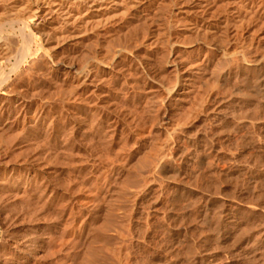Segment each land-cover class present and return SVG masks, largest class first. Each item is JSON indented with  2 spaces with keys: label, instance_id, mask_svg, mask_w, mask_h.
<instances>
[{
  "label": "rangeland",
  "instance_id": "obj_1",
  "mask_svg": "<svg viewBox=\"0 0 264 264\" xmlns=\"http://www.w3.org/2000/svg\"><path fill=\"white\" fill-rule=\"evenodd\" d=\"M164 1L152 19L168 26L171 18L159 19L179 0ZM254 6L232 39L201 42L160 27L165 49L177 43L179 54L169 68L155 59L157 67L140 68L155 75L154 87L115 80L102 88L105 103L51 101L42 130L49 120L52 128L34 139L42 149L8 146L41 101L12 122L16 137L0 133V264H264V7ZM137 21L118 36L129 37Z\"/></svg>",
  "mask_w": 264,
  "mask_h": 264
},
{
  "label": "bare ground",
  "instance_id": "obj_2",
  "mask_svg": "<svg viewBox=\"0 0 264 264\" xmlns=\"http://www.w3.org/2000/svg\"><path fill=\"white\" fill-rule=\"evenodd\" d=\"M163 1L164 0H0V96L3 95L6 98L5 103H1L0 105V133L2 131H3L2 133H4L6 129L8 128V133L2 134V135L0 134V135L4 137L5 136L7 137L15 136V134L18 133L16 130L18 128H16L17 126L16 127L14 126L16 128L15 129L16 132L14 130L13 132L15 134L11 136V134H13L10 129V126L12 127L11 125L12 122L18 118L21 112L22 114L25 112L27 113L26 110L27 109L29 110L33 102H36L37 106L39 105L37 101L42 102V105L39 107V109L38 110L35 109L36 110L35 116L33 115L34 118L33 117H32L33 119L28 118V119H32V121L30 120V122H28V119H27L28 123L25 122L27 124H26V127H25L26 129L24 133L16 134L18 137L13 138L14 140L12 138H9L8 140L12 139L13 142L10 141L12 143L9 144L8 146L9 147L11 146V148H13L12 146H14L15 148H19L21 151L23 150L24 152H25L24 147H28V149H31V150L34 149V148H31L32 147L31 144H33L31 142L35 143V140H34L36 139L35 137H37L38 135H40V133L43 132L42 130L43 120L45 118L47 120L46 116L51 115L50 114L51 113L50 103L53 100L58 99L56 100L57 103H59L60 100L63 103L64 102L66 103V102H69L75 99V103L77 102V100L80 101L79 103H82L81 102L82 100L80 99H83L85 97L90 98V100L91 98L93 99V97H95L96 99H99V98L104 97L105 93L108 92V91L107 92L105 91L104 93L102 88L103 89L105 87L107 88V86H109V84L114 82L115 80L120 81L124 84H127V86L128 84L129 86H131L130 84H133L132 86H134L136 83L138 86V83L141 82L143 86H147L151 88L150 85L154 82L155 75H150V73L149 74L147 73V75L146 74L144 75V73L146 72H144L143 70H142L143 74H141L140 68L150 70V68H153L154 66H156L155 60H157V63H158L157 65L158 67H160V69L165 68V67L167 68L169 65H171L173 56H177L179 54V53H175L178 49L176 50L174 48L176 47L177 43L176 44L174 43L175 44L174 45L172 44L173 41L172 43L168 42V44L169 45L172 44L174 47L170 45V48L167 49V46H166V49H165V46L163 45L164 41L159 39L160 37L158 35L159 32L160 33L161 31L164 32V30L167 29L169 32L178 31L179 33L183 34L184 37H189V38H191L192 34L194 35V37H198V36L207 37L208 36L209 38L207 37V39L205 37V40L207 41L208 39L212 41L215 35H217V33H219L220 37H222V34H229L231 38L232 36L231 34L235 33L236 27L244 23L245 21L247 22L248 19H250L251 15L254 14V10H253L254 5H255L254 8L257 6H260V8L261 6L264 7V0H179V1L177 0L178 2L175 3L174 6L172 5L173 7L170 8L168 6V10L164 11V13L165 12L166 13L163 15V18L159 19L160 23L163 20L164 22L168 23V21H165V20H168V18H171L173 20L168 23V26L165 25V23H163L165 26H167L166 28L164 25L158 24L159 21L157 19H152L155 17L156 12L163 5L162 3ZM217 1L218 3H216ZM221 6L222 8L224 7V11L226 13L225 16L219 17L216 20H212L213 19L212 17L216 13L215 11H218L219 7ZM173 16H176V17H174L173 19L172 18ZM177 17H178V20L176 21L175 18ZM149 20L150 21L157 20V22L155 21L157 24L145 25L146 22ZM135 21L138 22V23L136 22L137 25L140 23V21H142L141 22L142 24L140 23L142 26L138 27V29L137 28L134 29L133 33L131 31V28L128 27L130 28L128 30L131 31V34L128 35L129 37H124V35H122V34H125V32L121 34L122 35L121 37L118 36L120 34L119 32L117 34L116 31H119L120 29H122L123 27H126L127 25H131ZM162 26H164L165 29H162L160 31V27ZM132 27H133V24H132ZM167 30L165 32H167ZM114 32H116L115 35L117 36L115 38H109L110 35H112V33ZM120 33H121V30H120ZM164 35H162L161 37H163ZM168 36L169 35H167V37ZM102 37L105 38L103 42L100 41ZM167 37L166 38L163 37L165 41L167 40ZM211 37H213V39H211ZM198 38H200V40L198 41L202 42L204 40V38H202V40H201V37H198ZM217 38L215 37V39ZM223 39L220 41H225ZM164 43L166 45V42ZM179 44H180V41H179ZM181 44L184 47L185 44H183V42ZM81 47H83V49ZM80 48L82 51L80 50ZM186 48H185V51H186ZM69 49H73L74 50L73 54L75 55V56L74 55L72 56L71 55L72 53H71L70 54L71 56L69 58H73L74 60L76 59L75 57L79 55L77 56L75 63H71V62H74L75 60L73 61L72 59H70V61L71 60L72 61L70 62L68 60L69 62H67L66 61L67 59L66 60L64 59L65 57L68 58V56H65V52ZM155 54H157V57L158 56L159 57L155 58L156 56ZM166 54H168V57H166ZM63 56L65 57L63 58ZM174 59L177 60L178 57L177 58L174 57ZM27 61L28 63H26ZM173 62L176 63L175 60H173ZM23 64H25L24 67H22ZM173 68L174 66L171 69ZM174 70H177V69L174 68ZM166 71L164 70V72ZM164 72L162 71L163 75H164ZM163 75H160L161 83L166 82L165 80H163L164 78ZM176 78L179 81L180 77L176 76ZM172 82H174V85L172 83H165L166 86L167 85L170 86L171 84V86L170 87L168 86L169 88L167 89L169 93H171V91H174V88L178 84V82L176 83L175 81H172ZM159 85H162V84H159ZM163 86L165 87V85ZM68 87L69 88L72 87L71 90H68L67 89ZM112 88H113L112 90H114V87ZM150 88L148 89L150 90ZM66 89L68 92L66 91ZM117 91H120V89ZM150 93L155 94L152 92ZM169 93H167L166 95L168 96ZM201 97H200V100H201ZM165 98H162V99H165ZM205 99L206 98H204V100ZM105 100H104V103H105ZM85 102L87 101H84L83 103ZM198 102L199 104L201 102V106H202V103L204 101H197L196 104H198ZM63 103L61 104L63 105ZM70 104L71 103L69 102L68 106ZM86 104H89V106L87 107L89 108L90 103H85L83 107ZM66 105H65V108L67 107ZM198 106H197V109L200 107ZM68 109L69 107L66 109L67 112H68ZM195 109H193L192 111H194ZM33 113L34 112H32V114ZM91 113L92 112H90V114ZM65 114H64V117H66ZM92 114H93L92 116H94L95 112ZM96 114L98 115V113ZM176 114H178V112H176ZM75 117L77 118L76 115L73 116V118ZM49 122H52V121L49 120ZM49 122H46V123L49 126L52 125V124H49ZM177 125L179 126V124ZM182 125L184 124L182 123ZM49 126L45 125L46 130H47V127ZM54 127L56 128L57 126H54ZM175 127H177L176 124H175ZM50 128L52 127L50 126ZM9 131L11 133H9ZM45 131L43 132L44 133L43 136L47 134L45 133ZM55 136H57V134ZM41 137L39 139V142L41 143L38 142V144H41L42 146H44L42 143L46 139V137L45 139L44 137L43 138ZM1 139L3 138L1 137ZM29 145L31 147H29ZM37 147L38 149H42L41 146L40 147L38 145L35 146L36 149ZM15 148L11 149L14 153H15L14 151ZM28 149H26V152L29 151ZM18 150H16V153L20 152L19 154H21V151H18ZM31 150L29 152H31ZM41 151L42 150H40V153ZM29 152L28 154H33ZM19 154H15L16 155L15 157H17V159H18L17 155ZM21 157L23 156L21 155ZM32 159L34 160V158ZM16 249H17L16 250L17 252H22L21 251L22 248L21 249L16 248ZM92 250H94V248Z\"/></svg>",
  "mask_w": 264,
  "mask_h": 264
}]
</instances>
